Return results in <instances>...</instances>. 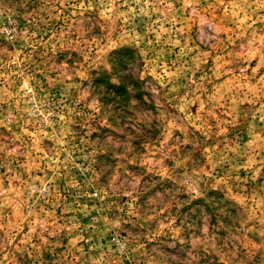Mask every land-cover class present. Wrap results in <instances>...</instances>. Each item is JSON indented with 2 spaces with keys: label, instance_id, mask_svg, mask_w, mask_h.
I'll use <instances>...</instances> for the list:
<instances>
[{
  "label": "rangeland",
  "instance_id": "374dc122",
  "mask_svg": "<svg viewBox=\"0 0 264 264\" xmlns=\"http://www.w3.org/2000/svg\"><path fill=\"white\" fill-rule=\"evenodd\" d=\"M0 264H264V0H0Z\"/></svg>",
  "mask_w": 264,
  "mask_h": 264
},
{
  "label": "trees",
  "instance_id": "16d2710c",
  "mask_svg": "<svg viewBox=\"0 0 264 264\" xmlns=\"http://www.w3.org/2000/svg\"><path fill=\"white\" fill-rule=\"evenodd\" d=\"M109 86H110V88L114 89L116 93H121V92H123V94H126L127 93L126 90L123 89L124 88L123 86H117L116 87L115 85H111V84H109ZM121 89L123 91H120Z\"/></svg>",
  "mask_w": 264,
  "mask_h": 264
}]
</instances>
